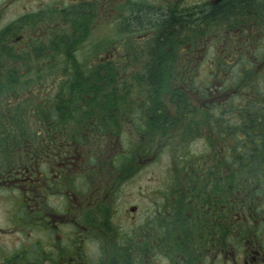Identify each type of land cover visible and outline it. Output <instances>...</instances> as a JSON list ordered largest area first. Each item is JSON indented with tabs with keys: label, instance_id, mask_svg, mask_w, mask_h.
Instances as JSON below:
<instances>
[{
	"label": "flooded vegetation",
	"instance_id": "flooded-vegetation-1",
	"mask_svg": "<svg viewBox=\"0 0 264 264\" xmlns=\"http://www.w3.org/2000/svg\"><path fill=\"white\" fill-rule=\"evenodd\" d=\"M0 264H264V0H0Z\"/></svg>",
	"mask_w": 264,
	"mask_h": 264
},
{
	"label": "rangeland",
	"instance_id": "rangeland-1",
	"mask_svg": "<svg viewBox=\"0 0 264 264\" xmlns=\"http://www.w3.org/2000/svg\"><path fill=\"white\" fill-rule=\"evenodd\" d=\"M166 165H168L167 160H166ZM154 167L155 168H153V171L156 172V174H155V178H154L155 182H153L152 184L157 185L158 184L157 180H158V178L161 175L163 164L162 163H156ZM150 174H151V172L144 171L142 173V175L140 176L141 177V182H146L148 177L150 176ZM143 207L145 208L146 204H144Z\"/></svg>",
	"mask_w": 264,
	"mask_h": 264
}]
</instances>
